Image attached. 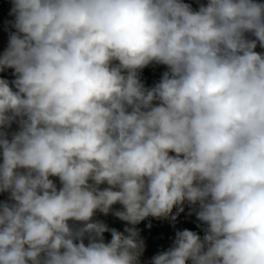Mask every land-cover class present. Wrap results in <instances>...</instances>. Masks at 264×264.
Here are the masks:
<instances>
[{
  "label": "clouds",
  "instance_id": "9594fccd",
  "mask_svg": "<svg viewBox=\"0 0 264 264\" xmlns=\"http://www.w3.org/2000/svg\"><path fill=\"white\" fill-rule=\"evenodd\" d=\"M11 4L0 264H136V228L96 214L136 225L184 202L203 237L177 230L152 264H264V3ZM149 65L167 69L151 88Z\"/></svg>",
  "mask_w": 264,
  "mask_h": 264
},
{
  "label": "trees",
  "instance_id": "16d2710c",
  "mask_svg": "<svg viewBox=\"0 0 264 264\" xmlns=\"http://www.w3.org/2000/svg\"><path fill=\"white\" fill-rule=\"evenodd\" d=\"M264 3V0H259ZM157 67L165 68L162 65H149L140 72V79L145 87L151 88L153 85L146 77L147 71L156 69ZM183 211L179 207H173L172 212L166 218L146 217L136 225H127V227H135L139 233L140 239L144 242V249L138 257L136 264H152L155 255L167 251L173 242L174 237H170V227H176L177 230L188 229L197 232L203 237L204 232L202 225L196 218L195 206H191L188 202L182 205ZM110 233L104 234L105 241H108ZM190 264V262H188Z\"/></svg>",
  "mask_w": 264,
  "mask_h": 264
},
{
  "label": "rangeland",
  "instance_id": "374dc122",
  "mask_svg": "<svg viewBox=\"0 0 264 264\" xmlns=\"http://www.w3.org/2000/svg\"><path fill=\"white\" fill-rule=\"evenodd\" d=\"M185 2L190 3L194 9H198L199 3L200 2L206 3L207 0H185ZM6 48H7V45L3 42L2 36L0 34V53H2ZM256 51L264 53V48H261L258 45ZM166 70L167 69H165V68L157 67L154 70L147 71L146 77H147L148 81L151 83V85L154 86L156 83H158L159 80L161 79L163 73ZM12 72H13L12 69H6L5 71L0 72V77L9 80L11 75H13ZM13 125H15V127H16V124H13ZM103 186L106 187V185H103ZM0 200H4L3 194H0ZM113 208H114L113 211L120 210L121 205H119V204L113 205ZM104 223H106L109 228H115L121 232H123L124 228L127 226L126 222L119 220L117 217H115L112 214H109L106 217V222H104ZM169 229H170V232H169L170 237H174L175 232H176L175 229H177V228L173 226V227H170ZM106 233H110V232H106ZM106 233H104V234H106ZM110 239H111V236H109L108 241H110Z\"/></svg>",
  "mask_w": 264,
  "mask_h": 264
},
{
  "label": "built area",
  "instance_id": "2783aa9c",
  "mask_svg": "<svg viewBox=\"0 0 264 264\" xmlns=\"http://www.w3.org/2000/svg\"><path fill=\"white\" fill-rule=\"evenodd\" d=\"M12 8L11 0H0V34L3 42L8 46L9 33L15 31L11 27V22L14 17L10 15ZM14 76L10 77L9 81H12Z\"/></svg>",
  "mask_w": 264,
  "mask_h": 264
},
{
  "label": "crops",
  "instance_id": "0c3cea01",
  "mask_svg": "<svg viewBox=\"0 0 264 264\" xmlns=\"http://www.w3.org/2000/svg\"><path fill=\"white\" fill-rule=\"evenodd\" d=\"M13 73V72H12ZM13 75H11V77H12ZM15 127V125H12V129L11 130H16V128H17V125H16V127ZM52 179H54V181L57 183V185L59 186V180H58V178H55V177H53ZM101 187H104L103 185L101 186ZM3 197H4V200L5 199H7V194L5 193V194H3ZM113 210H114V208H113ZM109 214H111V213H109ZM108 214V215H109ZM108 215H104V214H102V213H97L96 214V216H95V219H97V220H100V221H103V222H106V217L108 216Z\"/></svg>",
  "mask_w": 264,
  "mask_h": 264
}]
</instances>
